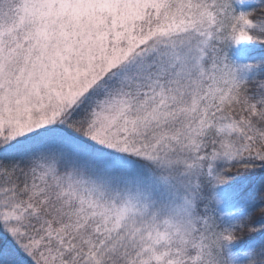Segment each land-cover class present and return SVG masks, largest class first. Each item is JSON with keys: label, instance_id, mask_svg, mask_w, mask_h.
Masks as SVG:
<instances>
[{"label": "snow or ice", "instance_id": "1", "mask_svg": "<svg viewBox=\"0 0 264 264\" xmlns=\"http://www.w3.org/2000/svg\"><path fill=\"white\" fill-rule=\"evenodd\" d=\"M0 264H264V0H0Z\"/></svg>", "mask_w": 264, "mask_h": 264}]
</instances>
